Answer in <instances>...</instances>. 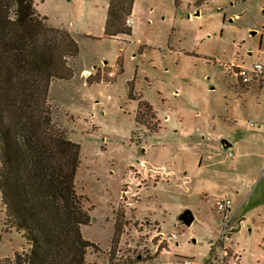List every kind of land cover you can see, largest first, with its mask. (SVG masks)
<instances>
[{
    "label": "rangeland",
    "instance_id": "374dc122",
    "mask_svg": "<svg viewBox=\"0 0 264 264\" xmlns=\"http://www.w3.org/2000/svg\"><path fill=\"white\" fill-rule=\"evenodd\" d=\"M261 2L207 0L198 8L189 0H141L147 13L138 28L113 40L85 35L102 33L100 0H35L48 23L73 30L79 43L80 55L69 61L74 76L53 80L48 102L54 121L80 144L75 185L90 215L82 233L98 245L88 248L87 264H238L222 249L237 207L245 224L233 245L244 264H264V74L237 84L226 68L234 60L264 63ZM89 77L116 81L88 84ZM127 82L162 119L135 122ZM252 121L261 128L243 145L251 155L223 147L222 139L248 137ZM140 148L150 153L137 171ZM224 198L232 203L220 212ZM186 209L191 225L179 219ZM117 214L124 228L110 262ZM3 217L0 202V259L27 245L22 233L5 230Z\"/></svg>",
    "mask_w": 264,
    "mask_h": 264
},
{
    "label": "trees",
    "instance_id": "16d2710c",
    "mask_svg": "<svg viewBox=\"0 0 264 264\" xmlns=\"http://www.w3.org/2000/svg\"><path fill=\"white\" fill-rule=\"evenodd\" d=\"M206 2L194 0V5ZM133 3L109 0L106 36L132 34L125 17ZM79 55L71 32L48 23L35 0H0V198L5 230L15 229L27 241L26 248L1 258L0 264H87L88 248L98 247L82 233L90 215L75 185L80 144L54 121L48 102L52 81L72 78L69 61ZM101 81L112 80H86ZM127 85L128 100L138 101L134 119L146 126V117L156 119V111ZM139 152L143 155V148ZM121 216L114 223L110 262L124 228Z\"/></svg>",
    "mask_w": 264,
    "mask_h": 264
},
{
    "label": "crops",
    "instance_id": "0c3cea01",
    "mask_svg": "<svg viewBox=\"0 0 264 264\" xmlns=\"http://www.w3.org/2000/svg\"><path fill=\"white\" fill-rule=\"evenodd\" d=\"M178 1V4L180 3V0H177ZM190 1V3H192L193 2V4H194V0H189ZM100 4H101V6H102V10H101V12H100V17H101V19H102V26H101V30H102V33L100 34V35H96V34H94V33H89V34H85V35H87V36H89V35H92L93 37H96V39H102V38H112L113 40H117V39H119V40H121V39H123L124 37H128V36H131V35H119V36H117V37H109V36H106L105 35V33H104V28H105V23H106V12H108V5H109V0H100ZM261 7H264V0H262V2H261ZM147 13V10H146V8H144V6L142 5V3H141V0H134V3H133V10H132V12L130 13V15H129V17H128V20H130V25H132V32H133V30L134 29H137L138 28V23H139V21L141 20V18H142V16L144 15L143 13ZM197 14V13H196ZM195 14V15H196ZM47 15V14H46ZM48 17V16H47ZM48 20H49V18H48ZM56 26V25H55ZM59 26V25H58ZM63 28H65V29H67L65 26H63V25H61ZM68 31H70L71 32V34L75 37V35H76V33L73 31V30H69V29H67ZM84 35V36H85ZM86 37V36H85ZM76 39V38H75ZM120 59V58H119ZM119 59H118V61H119ZM105 62H107V61H105ZM245 61H242L241 63H238V61L237 60H234L233 61V63H232V65H242V64H245L244 63ZM116 64H117V62H116ZM115 67V66H114ZM114 67H112V68H114ZM227 73H232V75H233V77H234V79L236 80V82L235 83H237L238 84V82H239V79L235 76V74H234V70H233V67H231V65H228L227 67ZM122 69H123V67H122ZM92 70H94V68L92 69ZM92 70H90V72H92ZM233 70V71H232ZM123 72V71H122ZM120 74H117V78H118V76H119ZM116 81V79L114 80V82ZM112 82V81H111ZM114 82H112V83H114ZM105 83H109V82H105ZM128 83V82H127ZM129 84H131L132 85V83H129ZM134 88V87H133ZM241 89H246V88H241ZM248 89V88H247ZM247 89H246V91H247ZM134 92H135V90H134ZM135 94L137 95V96H139V97H141V99H144L145 100V98H143L144 96H143V94L142 93H138V92H135ZM131 101H135L136 103H137V107H136V110H135V113H136V111H137V108H138V101H136V100H131ZM145 101H147V100H145ZM148 102V101H147ZM151 104V103H150ZM264 104V103H263ZM152 105V104H151ZM153 106V105H152ZM153 108H154V106H153ZM154 110L156 111V115L158 116V111L154 108ZM135 113H134V115H135ZM159 117V116H158ZM160 119H162L161 117H159ZM136 122V121H135ZM163 122H165V118L163 119ZM253 122V121H252ZM137 123V122H136ZM248 128H250V130L252 129V133H249L250 135H248V137H245V136H239L238 138H235L234 139V141L232 142V143H229V147H231V146H236V147H238V151H239V153H240V155L241 156H247V154H250L251 155V152H250V150L251 149H245L244 147H243V145L245 144L246 145V142H249L250 141V139H252V137H255L256 136V133L259 131V129L261 128V125L260 124H258V125H255V123H254V125L253 126H248ZM253 131H256V132H254L253 133ZM222 142H223V139H222ZM223 144H224V142H223ZM223 147L224 148H227L225 145H223ZM150 150H148V149H146L145 150V155H141L140 156V158H139V160H137V162H138V164H136L137 166H136V168H138L137 169V171H140L141 170V164H142V162H143V160L144 161H147L148 160V158H149V152ZM255 156H257L258 158L259 157H262V154L260 153V151L259 152H256V154H255ZM229 157H234L235 158V155H233V153H231V155H230V153H229ZM234 158H232V159H234ZM134 164V162L133 163H131V165H133ZM136 171V172H137ZM182 173V172H181ZM263 173H264V167H263ZM182 176L184 177V178H186V180H187V178H190L191 179V177H189V175H187L186 174V172L185 171H183V173H182ZM167 187L169 186V189H172V185H171V183H169L168 181H167ZM220 184V183H219ZM219 184L216 182V185H218L219 186ZM174 185V184H173ZM176 187V186H175ZM180 187H182V188H180ZM180 187H176L175 188V190H177V191H183V190H185V191H187L188 189H185L186 187H184L183 188V186H180ZM140 189L141 190H144V189H146V188H144V187H140ZM174 189V188H173ZM237 194V193H236ZM232 200V199H231ZM0 202H1V198H0ZM232 203V202H231ZM1 205H2V209H3V213H4V211H5V207H4V205L2 204V202H1ZM244 211L242 210V209H238V207L237 208H234V210H232V212H231V216H230V220H231V218L232 219H234V218H236V217H238L234 222H236V226H235V228L233 229V232L232 233H230V235H229V237H226V240L225 239H223V243H222V249H224V248H229V249H231L230 251H231V253L233 254V255H236V258L237 259H239V263L238 264H244V262H243V260H242V256H241V254H240V252H239V249H237L234 245H233V236H235L234 234L235 233H237V232H239L240 230H241V225L243 224H245V218H244ZM3 219H5V213H4V217H3ZM263 224V223H262ZM230 225V224H229ZM263 230H264V227L262 228ZM249 231H252V229H248ZM258 234V232L255 234V235H257ZM262 240H264V234H263V238H262ZM23 248H26V247H24L23 245L22 246H20V247H18V248H16V249H14L13 250V253H14V251L15 250H20V249H23ZM224 251V250H223ZM225 252V251H224ZM226 253V252H225ZM13 256V255H12ZM12 256H8V257H12ZM6 257V256H5Z\"/></svg>",
    "mask_w": 264,
    "mask_h": 264
},
{
    "label": "built area",
    "instance_id": "2783aa9c",
    "mask_svg": "<svg viewBox=\"0 0 264 264\" xmlns=\"http://www.w3.org/2000/svg\"><path fill=\"white\" fill-rule=\"evenodd\" d=\"M130 24V20L127 21ZM233 68H237L236 71H234L235 76L242 81V83L249 84L253 82V80L260 74H264V63L261 61H256L252 66L247 67V65L242 64V65H237L233 66ZM264 103V100H263ZM167 120V117H165ZM250 126L254 125V122H250ZM231 155V153H230ZM231 205V201L227 198L221 199L217 203V209L222 212L227 210ZM228 221V218H227Z\"/></svg>",
    "mask_w": 264,
    "mask_h": 264
},
{
    "label": "water",
    "instance_id": "95a60500",
    "mask_svg": "<svg viewBox=\"0 0 264 264\" xmlns=\"http://www.w3.org/2000/svg\"><path fill=\"white\" fill-rule=\"evenodd\" d=\"M197 14H199L197 12ZM196 14V15H197ZM224 145L226 147H229V143L226 139H223ZM179 219L185 224V225H191L194 222L193 213L190 209H186L181 215H179Z\"/></svg>",
    "mask_w": 264,
    "mask_h": 264
}]
</instances>
